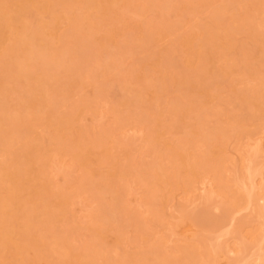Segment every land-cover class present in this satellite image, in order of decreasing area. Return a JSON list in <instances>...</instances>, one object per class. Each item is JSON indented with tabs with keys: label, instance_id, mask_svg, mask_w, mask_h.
Instances as JSON below:
<instances>
[{
	"label": "rangeland",
	"instance_id": "374dc122",
	"mask_svg": "<svg viewBox=\"0 0 264 264\" xmlns=\"http://www.w3.org/2000/svg\"><path fill=\"white\" fill-rule=\"evenodd\" d=\"M0 120V264H264V0H0Z\"/></svg>",
	"mask_w": 264,
	"mask_h": 264
},
{
	"label": "bare ground",
	"instance_id": "6f19581e",
	"mask_svg": "<svg viewBox=\"0 0 264 264\" xmlns=\"http://www.w3.org/2000/svg\"><path fill=\"white\" fill-rule=\"evenodd\" d=\"M25 51L26 52H28V49H25ZM1 121V120H0ZM12 133L11 132H9V131H6L5 133L3 132V135H2V137H5V138H3V139H0V141L2 140V148L3 149H6V147H7V145H4L5 143H3L4 141H6L7 139H9V137H11L12 135H11ZM18 137V136H17ZM20 138H22V137H18V139L20 140ZM4 140V141H3ZM75 147H76V153H77V155L79 154V155H81V150H83L84 149V146H82V145H80V144H78V143H76L75 144ZM79 158H80V160L83 162L82 164H86V163H84V160H88L86 157H85V159L83 160L80 156H79ZM88 162V161H87ZM88 173L89 174H91V171H88ZM48 217L50 216V215H47ZM51 217V216H50ZM37 229V228H36ZM3 234H5V231H3ZM37 239L38 240H40L41 242L43 241V240H45V239H47V238H49L50 236H48L47 234H45L43 231L41 232L40 231V233H37ZM66 245L67 244H65V247H66ZM162 263H166V264H168L167 263V261L166 262H162Z\"/></svg>",
	"mask_w": 264,
	"mask_h": 264
}]
</instances>
